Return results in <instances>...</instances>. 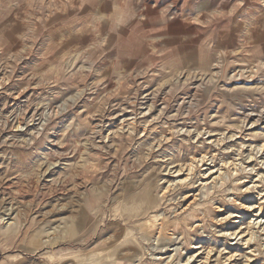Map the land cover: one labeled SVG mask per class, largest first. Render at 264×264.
Instances as JSON below:
<instances>
[{
	"label": "rangeland",
	"instance_id": "obj_1",
	"mask_svg": "<svg viewBox=\"0 0 264 264\" xmlns=\"http://www.w3.org/2000/svg\"><path fill=\"white\" fill-rule=\"evenodd\" d=\"M0 199V264H264V0H0Z\"/></svg>",
	"mask_w": 264,
	"mask_h": 264
},
{
	"label": "bare ground",
	"instance_id": "obj_2",
	"mask_svg": "<svg viewBox=\"0 0 264 264\" xmlns=\"http://www.w3.org/2000/svg\"><path fill=\"white\" fill-rule=\"evenodd\" d=\"M19 124H20V123H19ZM203 156H204V155H203ZM203 156H202V158H203ZM202 158H201V159H202ZM205 158H206V156H205ZM205 160H206V159H205ZM197 161H198V160H197ZM206 161L208 162V160H206ZM202 162H203V160H202ZM190 163H191V162H190ZM196 163H197V162H196ZM194 164H195V162H194ZM206 164H207V163H206ZM184 165H185V164H184ZM197 165H198V164H197ZM201 165H203V164H201ZM199 166H200V165H199ZM200 167H201V166H200ZM231 167H232V166H231ZM220 168H221V167H220ZM182 170H183V169H182ZM188 170H189V169H188ZM194 170L196 171L197 168L194 169ZM191 171H192V169L190 168L189 172H191ZM195 171H194V172H195ZM220 171H221V170H220ZM185 172H186V171H185ZM189 172H188V173H189ZM207 172H209V171H207ZM188 173H187V174H188ZM200 173H201V172H200ZM214 173H217V172H213V171H210V172H209L210 176L214 175ZM223 173H224V172H223ZM225 173H226V172H225ZM187 174H186V176H187ZM207 175H208V174H207ZM221 175H222V174H221V172H220V176H221ZM191 176H193V173H192ZM191 176H190V178H191ZM204 176H205V175H204ZM214 176H215V175H214ZM225 176H226V175H225ZM188 177H189V176H188ZM208 177H209V176H208ZM222 177H223V176H222ZM214 179H215V178H214ZM184 182H185V181H184ZM182 184H183V183H182ZM243 193H244V192H243ZM196 198H197V197H196ZM2 199H3V198H2ZM4 199H5V198H4ZM0 200H1V199H0ZM194 200H195V199H194ZM3 201H4V200H3ZM261 202H263V201H261ZM2 203H4V202H2ZM10 203H11V202H10ZM12 203H13V202H12ZM260 204H261V203H260ZM260 204H259V205H260ZM263 204H264V203H263ZM11 205H12V204H11ZM2 206H3V205L1 204V201H0V207H2ZM8 206H10V205H8ZM3 207H4V206H3ZM3 207H2V209H3ZM5 207H6V206H5ZM5 207H4V208H5ZM11 207H12V206H11ZM14 207H15V205H14ZM0 209H1V208H0ZM5 209H6V208H5ZM12 209H13V208H12ZM7 210H8V209H7ZM260 210H262V207H261V206H260ZM0 211H1V210H0ZM2 212H3V211H2ZM12 212H13V211H12ZM12 212H11V213H12ZM9 213H10V212H9ZM14 214H16V213H14ZM70 214H71V213H70ZM5 215H6V214H5ZM8 215H9V214H8ZM16 215H17V214H16ZM0 216H1V215H0ZM17 216H18V215H17ZM3 217H4V216H3ZM5 217H6V216H5ZM10 217H12V216H10ZM0 219H2V218H0ZM3 219H4V218H3ZM7 219H8V218H7ZM10 220H11V219H10ZM223 220H224V219H223ZM2 221H3V220H2ZM5 221H6V220H5ZM13 221H14V220H13ZM8 222H9V221H8ZM261 223H262V222H261ZM261 223H260V224H261ZM261 225H262V224H261ZM5 226H6V225H5ZM9 226H10V225H9ZM262 227H263V226H262ZM9 228H10V227H9ZM108 230H109V229H108ZM108 230H107V231H108ZM228 233H229V232H228ZM235 234H236V233H235ZM240 234H241V232L238 233V234L236 235V237L238 238V236H239ZM242 235H243V234H242ZM230 236H231V235H230ZM232 236H233V235H232ZM232 236H231V237H232ZM243 236H244V235H243ZM252 237H254V236H252ZM197 264H198V263H197Z\"/></svg>",
	"mask_w": 264,
	"mask_h": 264
}]
</instances>
